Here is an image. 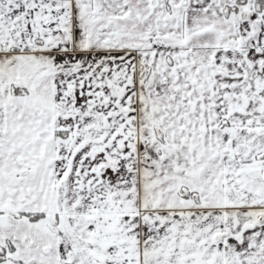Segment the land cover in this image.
I'll use <instances>...</instances> for the list:
<instances>
[{
  "label": "snow or ice",
  "instance_id": "snow-or-ice-1",
  "mask_svg": "<svg viewBox=\"0 0 264 264\" xmlns=\"http://www.w3.org/2000/svg\"><path fill=\"white\" fill-rule=\"evenodd\" d=\"M0 264H264V0H0Z\"/></svg>",
  "mask_w": 264,
  "mask_h": 264
}]
</instances>
